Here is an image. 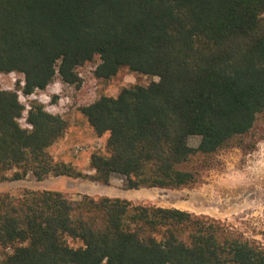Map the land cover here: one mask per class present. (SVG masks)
Here are the masks:
<instances>
[{
	"label": "trees",
	"instance_id": "16d2710c",
	"mask_svg": "<svg viewBox=\"0 0 264 264\" xmlns=\"http://www.w3.org/2000/svg\"><path fill=\"white\" fill-rule=\"evenodd\" d=\"M97 57L100 79L123 68L158 79L79 105L108 135L88 172L50 150L71 122L22 95L57 78L80 87V68ZM0 74L23 75L19 89L0 83V181L193 187L221 151L256 149L264 0H0ZM0 264H264V244L178 207L24 188L0 193Z\"/></svg>",
	"mask_w": 264,
	"mask_h": 264
},
{
	"label": "rangeland",
	"instance_id": "374dc122",
	"mask_svg": "<svg viewBox=\"0 0 264 264\" xmlns=\"http://www.w3.org/2000/svg\"><path fill=\"white\" fill-rule=\"evenodd\" d=\"M99 61L97 57L80 68L83 76L80 87L65 84L57 78L51 87L23 96L26 104L30 105L31 101L43 103L47 110L60 113L71 122L70 130L50 150L56 158L71 161L88 172L91 171V153L97 149L105 151L108 135L100 137L95 134L79 111V105L92 102L102 95L117 96L124 87L147 85L158 79L132 72L128 68H123L111 79H100L94 72ZM22 80V74H0L3 87L19 89ZM258 124L256 137L259 141L254 151L246 152L238 147L221 151L216 166L207 173L202 183L193 187L129 189L125 188L124 180L119 177L113 178L108 186L88 179L53 176L43 180L28 177L0 181V193L11 192L18 196L24 188L50 189L63 191L75 199L83 194L110 195L137 200L134 201L137 203L178 207L221 219L247 237L264 244V120ZM199 140L195 136L190 139V143L196 146Z\"/></svg>",
	"mask_w": 264,
	"mask_h": 264
},
{
	"label": "crops",
	"instance_id": "0c3cea01",
	"mask_svg": "<svg viewBox=\"0 0 264 264\" xmlns=\"http://www.w3.org/2000/svg\"><path fill=\"white\" fill-rule=\"evenodd\" d=\"M50 178V177H49ZM115 178V177H114ZM71 181V180H69ZM113 182V179L111 181V183ZM109 186V185H108ZM115 190V189H114ZM107 196H110V195H107ZM111 197H116V196H111ZM127 199V198H126ZM142 199H145V197H142ZM142 199H138V200H142ZM129 200H132V201H137V200H133V199H129Z\"/></svg>",
	"mask_w": 264,
	"mask_h": 264
},
{
	"label": "built area",
	"instance_id": "2783aa9c",
	"mask_svg": "<svg viewBox=\"0 0 264 264\" xmlns=\"http://www.w3.org/2000/svg\"><path fill=\"white\" fill-rule=\"evenodd\" d=\"M11 76H15V75H11ZM4 88H9V87H4ZM11 89H13V88H11ZM24 95H22V97H23Z\"/></svg>",
	"mask_w": 264,
	"mask_h": 264
}]
</instances>
